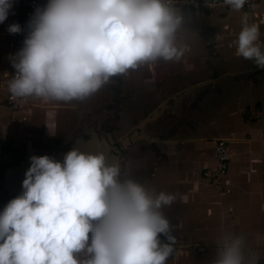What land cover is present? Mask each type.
Listing matches in <instances>:
<instances>
[{
  "label": "crops",
  "instance_id": "crops-1",
  "mask_svg": "<svg viewBox=\"0 0 264 264\" xmlns=\"http://www.w3.org/2000/svg\"><path fill=\"white\" fill-rule=\"evenodd\" d=\"M25 1L14 0L0 23V135L11 137L0 152L5 166L24 160L23 175L32 156L63 163L73 148L93 154L87 129L85 139L74 133L101 117L111 83L83 101L26 97L19 110L9 112L5 98L19 33L7 28L21 26ZM177 11L183 18L175 40L183 50L180 59H160L116 76L126 95L159 94L155 103L167 105L172 116L169 126L160 122L150 133H135L130 171L150 193L175 198L161 209L175 239L166 264H214L225 237L244 238V264H264V68L236 55L235 43L247 13L248 23L259 26L256 43L264 53V1L240 11ZM219 138L228 147L229 167L220 180H209L202 171L213 164Z\"/></svg>",
  "mask_w": 264,
  "mask_h": 264
},
{
  "label": "clouds",
  "instance_id": "clouds-1",
  "mask_svg": "<svg viewBox=\"0 0 264 264\" xmlns=\"http://www.w3.org/2000/svg\"><path fill=\"white\" fill-rule=\"evenodd\" d=\"M13 2L0 0V23ZM223 2L240 11L247 0ZM248 19L244 13L236 55L264 68L259 26ZM182 20L172 0H47L28 21L8 90L13 98L83 101L129 70L179 60ZM30 162L22 194L0 213V264H166L175 239L161 209L173 195L121 180L120 165L103 153L73 148L63 163L47 155ZM243 249V237H225L214 264H244Z\"/></svg>",
  "mask_w": 264,
  "mask_h": 264
},
{
  "label": "flooded vegetation",
  "instance_id": "flooded-vegetation-1",
  "mask_svg": "<svg viewBox=\"0 0 264 264\" xmlns=\"http://www.w3.org/2000/svg\"><path fill=\"white\" fill-rule=\"evenodd\" d=\"M110 80L112 82L106 87V102L100 110L99 115L101 117L97 120L100 124L104 125V132L109 130L115 134L116 139L114 145L118 146L122 153H127L135 146L134 143L136 140L132 141L131 139V144L128 145L125 137L132 135L135 138L136 134L133 133L134 129L139 133L144 131L150 133V131L158 128V123L160 122L164 123V127L169 126L172 116L165 112L168 109L166 105L162 114L156 117L154 122L148 120L140 126L141 122L144 121L146 117H149L155 110L164 105V103H161L160 105L155 103L159 94L150 90L151 92L147 94L126 95L121 87L122 79L113 77ZM129 179L137 181L138 176L137 174L135 175L134 173H131ZM12 199L14 198L8 199V202Z\"/></svg>",
  "mask_w": 264,
  "mask_h": 264
},
{
  "label": "water",
  "instance_id": "water-1",
  "mask_svg": "<svg viewBox=\"0 0 264 264\" xmlns=\"http://www.w3.org/2000/svg\"><path fill=\"white\" fill-rule=\"evenodd\" d=\"M165 106L166 105L160 106L149 117H146L144 121L141 122L140 126L143 125L148 120L154 122L156 117L162 114L163 110L165 109ZM86 119L89 120V117L86 116L84 118V121ZM83 125H80L74 134L80 137V139L82 137L85 139L87 135L86 133L84 134V130L87 129L86 130L88 131L87 133H89L90 136H92V138L96 140V143L100 145L98 151L97 150L95 151L93 149L92 151L93 154L96 153H103L104 155L108 154V156H110V158L107 160L109 163H116L117 161H119L118 164L120 165L121 168L120 179L121 180L129 179V177L131 176V171H130L131 165H129L131 163V160L129 158L128 152L122 153L118 148V146L114 145L116 139L115 134L109 130L104 132L105 129L104 125L97 122V120L91 121V124L86 128H84ZM136 132L138 131L134 129L133 133ZM125 138L126 141H129L128 145L131 144L130 143L131 139L132 141L134 140V137L132 135H128V137L126 136ZM84 150L86 151V149ZM1 152H0V213L3 212L5 206L8 203V199L16 198L22 194L23 192L22 181L25 178V174L23 175V172L26 168V163L24 162V160H19L18 164H16L15 166H5L3 160L4 152L3 153ZM14 172L17 175V177H14L13 174ZM18 184H20L19 185L20 187H18Z\"/></svg>",
  "mask_w": 264,
  "mask_h": 264
},
{
  "label": "built area",
  "instance_id": "built-area-1",
  "mask_svg": "<svg viewBox=\"0 0 264 264\" xmlns=\"http://www.w3.org/2000/svg\"><path fill=\"white\" fill-rule=\"evenodd\" d=\"M264 0H247L243 8H247L255 3ZM47 0H26L25 8L23 11V19L21 24L22 31L19 33V38L16 44V51L23 47V41L28 34V21L32 17L37 7H43L46 5ZM172 4L176 9L185 12H200L206 9L216 8H231L225 5L223 0H172ZM15 75V69L12 68L10 74V81ZM26 98H13L11 93L8 92L5 98V106L9 112H15L19 110ZM11 141V137L3 132L0 135V146H4ZM230 161V153L224 139H216L214 141V162L212 165L207 166L202 171V177L209 180H220L224 177L228 171Z\"/></svg>",
  "mask_w": 264,
  "mask_h": 264
},
{
  "label": "bare ground",
  "instance_id": "bare-ground-1",
  "mask_svg": "<svg viewBox=\"0 0 264 264\" xmlns=\"http://www.w3.org/2000/svg\"><path fill=\"white\" fill-rule=\"evenodd\" d=\"M92 145V149H94L95 151L99 150L100 145L96 143V140H92V142L90 143ZM101 152V151H100ZM106 159L108 160L110 158V156H108V154L105 155ZM119 161H117L116 163H118Z\"/></svg>",
  "mask_w": 264,
  "mask_h": 264
},
{
  "label": "rangeland",
  "instance_id": "rangeland-1",
  "mask_svg": "<svg viewBox=\"0 0 264 264\" xmlns=\"http://www.w3.org/2000/svg\"><path fill=\"white\" fill-rule=\"evenodd\" d=\"M111 81V80H110ZM112 82V81H111ZM98 95V94H97ZM97 110V109H96ZM95 112H97V111H95Z\"/></svg>",
  "mask_w": 264,
  "mask_h": 264
}]
</instances>
